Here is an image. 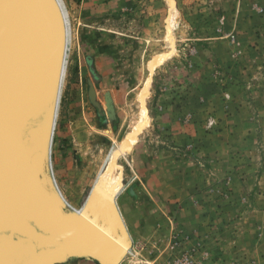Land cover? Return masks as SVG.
Wrapping results in <instances>:
<instances>
[{"label":"rangeland","instance_id":"374dc122","mask_svg":"<svg viewBox=\"0 0 264 264\" xmlns=\"http://www.w3.org/2000/svg\"><path fill=\"white\" fill-rule=\"evenodd\" d=\"M173 1L175 51L154 69L146 94L150 121L134 144L123 143L119 159L123 187H130L122 212L117 205L122 201L115 200L120 192L106 197L97 179L106 157L137 121L150 60L171 48ZM64 3L72 39L62 126L52 146L48 140L47 153L52 152L65 199L60 200L49 160L39 174L42 188L56 197L51 195L66 217L82 209L128 245L119 264H154L157 254L159 264H168L183 253L200 264H264V0ZM150 170L164 187L141 190L135 198L130 185L146 183ZM168 184L195 189L170 198L173 204L165 208ZM129 212L147 224L140 243L125 232L123 214ZM166 212L171 219L162 221ZM195 239L198 244L190 245ZM86 257L67 254L50 264H85Z\"/></svg>","mask_w":264,"mask_h":264},{"label":"bare ground","instance_id":"6f19581e","mask_svg":"<svg viewBox=\"0 0 264 264\" xmlns=\"http://www.w3.org/2000/svg\"><path fill=\"white\" fill-rule=\"evenodd\" d=\"M31 3L33 26L36 31L31 48L33 55L28 57L22 39L14 33L11 35L13 41L9 40V43L4 44V48L1 49L2 56L0 55V124L3 123L0 130V153H6L0 163V226L9 227L4 229L6 235L0 237V241H3L0 264H36L37 255L43 253L46 245L60 242L67 244V237L73 241L71 243L73 246L80 248L81 253L77 254L99 259L97 255L99 253L110 264H119L128 249L126 250L117 239L84 216L82 209L76 210L80 214L78 216L65 217L70 227V233L65 236L46 220L43 213L45 209L40 202L39 192L45 202L47 200L55 203L49 192L42 188L41 182L39 183V174L46 170L47 161H41V157H45L47 153V142L50 139L49 144L52 146L57 126L60 125L58 123L63 85L68 71L71 24L64 0H33ZM174 5L173 1L167 35L171 48L156 54L153 61V58L150 60L149 76L138 95L140 110L137 121L129 135H126L110 154L108 153L109 156L102 163L97 182L101 192H106V197L109 193L115 196L124 188L123 167L119 163V159L126 151L123 143L134 144L138 140V134L148 125L150 116L146 94L151 76L155 73L156 66L175 51L172 24L176 15ZM89 84V96L96 103L95 87L92 81ZM51 153L48 152L51 173L61 193L60 200L61 198L64 200L62 189L56 179ZM35 167L39 170L38 175L34 172ZM3 185L5 190L1 192ZM113 196L109 198L112 199ZM55 205L57 207L56 203ZM51 210L49 208V211ZM10 221L19 226L21 233H15ZM32 223L41 226L40 230L32 226ZM52 230L58 234L55 235ZM18 234L20 235L17 236ZM6 239L9 240L5 242Z\"/></svg>","mask_w":264,"mask_h":264},{"label":"water","instance_id":"95a60500","mask_svg":"<svg viewBox=\"0 0 264 264\" xmlns=\"http://www.w3.org/2000/svg\"><path fill=\"white\" fill-rule=\"evenodd\" d=\"M30 3H31V0H2L1 1L2 5L0 7V23H1V27H0V55H1V49L4 48V44L9 43V40L13 41V39L11 37V35L13 36V33L18 35V37L20 39H22L21 41L23 42L24 47L28 52V57H31L33 55V51L31 48H32V43H33V38H34L33 35H34V32H36V31H35V27L33 26V12H32V9L30 8ZM32 3H33V0H32ZM56 64H57V60H56ZM11 118H12V116H10V119ZM0 121H1V116H0ZM2 125H3V123L0 124V130L2 129ZM5 132H8V131H5ZM14 137H15V135L13 134V138ZM40 146H41V144H40ZM4 154L6 155V153H0V163L4 157ZM8 155H9V153H8ZM43 160L48 162V153L45 154V157H43V156L41 157V161H43ZM34 172L35 173L37 172V175L39 174V170H37L36 167L34 169ZM42 173H40V176L42 175ZM0 186H1V183H0ZM4 190H5V185L2 186L1 192ZM8 193H9V190H8ZM52 197H53V199L57 200L54 195H52ZM2 198H3V196H2ZM39 199H40L41 204L44 207L43 209H45V212L43 211V209H42V211L45 214L46 220L55 229H57L59 232H62L64 236H65V234L70 233L69 222H67L65 219L66 215H63V213L61 212V209H58L59 203L55 202L57 204V207H55L56 205L54 202H50L47 200L45 202V199L42 197L40 192H39ZM49 208H50V210H51V208H53L54 211L53 210L49 211ZM11 226H12V228L16 234L21 233L19 226H17L13 222H11ZM32 226H34L35 228L37 227L36 228L37 230H40V227H41V226L40 227L35 226L33 223H32ZM6 227H8V226L7 225L6 226H0V230H2V232L0 233V237H4L6 235L4 233L6 231V230H4ZM53 233L55 235L58 234L54 231H53ZM19 235L20 234H18L17 236H19ZM8 240L9 239H6L4 241L7 242ZM2 242L3 241H0V249H1V243ZM72 242L73 241H71V239L69 237H67V244H61V242H60V243L55 244V245H46L45 246L46 248H44L42 250L43 253L37 255L38 262L36 264H50V263H53L55 261H58L60 259L67 257V254L81 253L80 248L78 246H73L71 244ZM87 242H89V241H87ZM97 255L100 257V258L98 257L99 258L98 260L102 264H110L106 260V258H104L103 255H101L99 253Z\"/></svg>","mask_w":264,"mask_h":264},{"label":"crops","instance_id":"0c3cea01","mask_svg":"<svg viewBox=\"0 0 264 264\" xmlns=\"http://www.w3.org/2000/svg\"><path fill=\"white\" fill-rule=\"evenodd\" d=\"M81 122H82L81 124H84V120H82ZM72 123H71V126H72V128H74ZM61 126H62V124H61ZM78 127H79V125H78ZM73 130H75V132L78 133V130L76 128H74ZM79 130L81 132V129H79ZM137 175H140V174L137 173ZM156 177H157V173L155 171L150 170L149 171V174H148V178H146L144 180L146 183H144V182L142 184H139L138 183L139 185H135V186L134 185H130L131 186V190H132V191L131 190L130 191L132 193H134V197L135 198H138L139 195H140L141 190H143V191H146V190L147 191H153V190H156L157 188H163L164 185H161L163 183L158 184V183L155 182L156 181ZM128 186L126 188L124 187L125 189L123 188L120 191V193L116 196V199H115L116 201H117V199H120V201H122L120 203L117 202L118 203L117 205L120 204L119 205V207L121 209L120 211H122L123 210V207L126 206L125 203H126V200L128 198L127 195H126V193L128 192V190L130 188ZM160 186H163V187H160ZM166 186H168V187L166 189H164V192H167V193L164 196H167V200L166 201H163V204H162V206L165 207V208L166 207H170L173 204V202L169 201L170 198L171 199H173V198L176 199L177 197H180L181 195H183V192L184 193H189L191 190L195 189V186L193 187L192 185H188V184H187V186H186V184H184V186L183 185H179V184L178 185H173V184L170 185V184H168ZM94 187H95V185H94ZM94 187L90 190V192L92 190H94ZM177 192L178 193L180 192V194H177ZM168 194H170V197L168 196ZM137 202H139V200H137ZM154 203H158L156 199H155ZM193 208H196V207H191L190 208V211H192V213H194V211H195L194 224L199 225L200 224V219L196 218L198 216V214H197L196 210H194ZM169 213L170 212H166V215H165V217L163 216L164 219L162 221H165L168 218H169V220L171 219L170 218L171 216H170ZM131 214L132 213L129 212L128 215L123 214L124 217L122 215L123 220H124L123 221L124 222V225L123 226H124V229H125L126 234L130 236L129 238H131V241H133L135 243H140L142 241L140 239L142 235H139V232L143 234L144 233L143 230L145 228V225H147V224L143 223L140 220H133V218L130 217ZM166 224L168 225L169 223L167 222ZM159 229L160 228L158 227V225H156L155 226V232H156L155 234H156V236H159V233H157L159 231ZM145 230H146V228H145ZM152 231H154V230L152 229ZM108 233L111 236H113L115 239H117L124 247H126V250L127 249H130V248H128V245H126L120 238H118V236H116L115 234H113L109 230H108ZM155 234L153 235V233H152L153 236H155ZM144 240H147V238H145ZM196 240H198V239H195L192 242H189L190 245L198 244V242H196ZM198 253L201 254V253H203V251H200L198 249ZM158 255L159 254H157V256L155 258V259L158 260V262L155 261L154 264H159V262H161V259H159L160 257ZM88 258H94V257H88ZM88 258L86 257L85 260H88V261L85 264H95L93 262H98V264H102L101 262H99L97 260H94L95 258L94 259H91V260L88 259ZM121 261H123V259Z\"/></svg>","mask_w":264,"mask_h":264},{"label":"built area","instance_id":"2783aa9c","mask_svg":"<svg viewBox=\"0 0 264 264\" xmlns=\"http://www.w3.org/2000/svg\"><path fill=\"white\" fill-rule=\"evenodd\" d=\"M168 264H200L193 260L188 253H183L181 256L174 257Z\"/></svg>","mask_w":264,"mask_h":264}]
</instances>
